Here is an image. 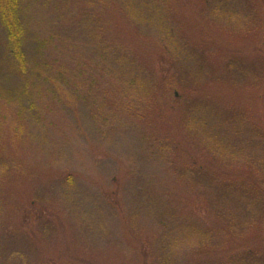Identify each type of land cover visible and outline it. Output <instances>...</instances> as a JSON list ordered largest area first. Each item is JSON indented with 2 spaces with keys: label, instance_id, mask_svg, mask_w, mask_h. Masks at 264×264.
Returning <instances> with one entry per match:
<instances>
[{
  "label": "rangeland",
  "instance_id": "obj_1",
  "mask_svg": "<svg viewBox=\"0 0 264 264\" xmlns=\"http://www.w3.org/2000/svg\"><path fill=\"white\" fill-rule=\"evenodd\" d=\"M19 8L41 63L21 76L0 19V264H219L264 234V0Z\"/></svg>",
  "mask_w": 264,
  "mask_h": 264
},
{
  "label": "trees",
  "instance_id": "obj_2",
  "mask_svg": "<svg viewBox=\"0 0 264 264\" xmlns=\"http://www.w3.org/2000/svg\"><path fill=\"white\" fill-rule=\"evenodd\" d=\"M214 1H217V0H214ZM210 3H212V2H210ZM0 7H1L0 19L2 20L4 30L6 29V33H7L6 37L4 38V44H6V49H7L9 59L12 60V63H14L15 68L19 70L21 76L26 77L28 75L27 72H31V70L33 69L32 68L33 65L35 66V65H38L41 63L40 59H39L41 52H40L39 47H38L35 49L36 52H33V54H28L26 51V48L23 44L22 40L24 38V31L21 27L23 25H22V21H21V11H20L21 8H19V0H1ZM259 28H260L259 29V35H257V39L255 42L256 45L254 44V46H256V47L254 48L253 52L261 54V55H259L260 56L259 61H261L262 65H263L262 77H264V19L263 18L261 19ZM95 31L96 30H94V35H96ZM97 37L100 39L99 40V47L101 49H103V48L104 49L115 48L116 51H120V52L122 51V50H120L122 48H120V46L118 45V42L114 39H111V35H109V34L107 35V34H105V32H103L102 35H98ZM105 37L109 39L108 44L105 42V40H106ZM103 41L105 43L104 47H102V45H101V43ZM106 46H107V48H106ZM108 46H109V48H108ZM126 58H129V57L126 56ZM230 58L231 57H228L227 60H229ZM70 60L73 61L74 58L70 59ZM62 70H63L62 67L57 68V71L60 74L64 73ZM34 76H33V74L31 75L32 78H34ZM133 76H135V74H133ZM133 78L134 77H132V79ZM77 90H78V88H77ZM121 92L123 93L126 91L121 89ZM77 93H79V92H77ZM153 96H156V95L154 94ZM96 99H98V98H96ZM124 99H126L125 95L121 96L120 101H119V99L114 98V104L116 103L114 108L116 110L127 112L129 115H132L134 108L131 110V108L127 105V103L124 104L123 103ZM99 105H100L99 108H100L101 112L103 113L102 104L100 102H99ZM157 141H160V140L157 139ZM215 180H216V182H214L213 178L211 180V182H212L211 188L213 190H217V187L223 186L222 184L220 186H218V181H219L218 178H215ZM226 184H229V181H227ZM246 186L247 185L244 182L243 185L241 184V187L238 188V190L242 191V193H243L242 195L248 196V194H246V192H248L250 189H254V187H253V185H248V189L246 190ZM223 187H225V186H223ZM238 190H236V191H238ZM228 194H229V201L232 202V199H231L232 197H233V201H234V199H235L234 193L232 194L229 191ZM230 195L232 197H230ZM248 197H250L253 200L254 206H256V204H255V202L257 203L256 200L259 201V199H260L261 210H264V208L262 207L264 205L263 204V202H264V196L263 195L255 196V199H254V197H252L251 194ZM217 199H219V198H217ZM236 200L237 199H235V201ZM233 204H235V203H233ZM236 204H239V203H236ZM215 205L219 208L217 203H215ZM261 218H263V216H261L260 219ZM234 225L235 224L232 222L231 225L228 226V229H232V226H233V228H235ZM241 227H242V225H238L237 230L242 233L243 229L241 230L240 229ZM231 237L236 238L234 236H231ZM239 240L242 242L241 246L237 247L234 244L233 246L228 247L229 252L228 251L222 252L223 255L224 256L226 255L227 257L225 256L226 258L224 259L223 258L224 256L222 257V255H221L219 258H222L224 260L222 262H220L219 264H264V234H262V235L256 234L252 237L251 240L245 239L244 237L239 238Z\"/></svg>",
  "mask_w": 264,
  "mask_h": 264
}]
</instances>
